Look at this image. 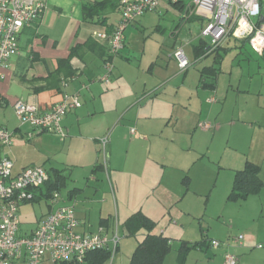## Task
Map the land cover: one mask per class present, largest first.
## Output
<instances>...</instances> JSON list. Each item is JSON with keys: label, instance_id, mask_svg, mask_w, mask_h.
Here are the masks:
<instances>
[{"label": "crops", "instance_id": "obj_1", "mask_svg": "<svg viewBox=\"0 0 264 264\" xmlns=\"http://www.w3.org/2000/svg\"><path fill=\"white\" fill-rule=\"evenodd\" d=\"M35 1L45 3L46 9L38 22L23 30L20 53L10 60L8 68L3 69L6 77L0 81V127L13 135L12 146L7 147V157L14 161L13 174L49 164L50 173L65 176L63 189L71 180L68 171L82 169L86 172L87 176L82 177L86 182L83 184L73 179L74 186L68 191L67 202L63 203L60 197L58 200L61 201L57 202H60L59 205L52 207L51 211L61 206L74 207L79 220L78 231L83 234H96L101 229L111 233L117 222L121 236L118 251L113 259L102 264H132L138 246L149 235L145 229L131 233L128 223L137 213H142L156 223L153 235L168 240L170 250L162 264H227L222 257L225 258L227 252L238 257V264H264V80L243 91L239 86L234 96L228 89L232 87L231 84L224 90L219 84L224 60V53L220 50L229 49L226 44L238 40L227 38L218 51H210L211 43L206 40L208 37H202L208 19L196 13L194 0H181L179 3L160 0L158 10L146 13L131 24L136 26L156 22L158 18L152 14L163 16L162 4L175 5L181 11L180 20L170 34L171 43L160 46V52L148 70L151 74H158L163 81L166 80L172 59L177 63L180 73L185 75L191 65L214 56L213 63L200 70L199 86L213 92V98H209L206 103V119L213 116L214 124L201 127L206 133L213 131L212 142L220 150L214 156L219 170L213 179L206 175L200 186L193 187L194 178L190 173L199 159L192 157L176 143L159 159L154 157L150 147L152 125L148 124L153 121V117L148 115L141 119L139 114L131 115L132 109L138 104L139 93H146L147 84L137 95L133 90L123 92L120 85L123 74L120 72L112 85L110 81H101L106 74L104 66L109 55V42L98 39L96 34L113 33L121 20L120 5L125 0H115L119 5L108 11L105 25L87 21L84 16L86 3L105 0ZM164 30L161 25L154 29L160 33ZM88 42L93 45L81 49L73 59L74 68L77 69L75 76L65 79L63 75L55 74L60 60L67 59L73 48ZM126 48L125 38V47L120 53L125 52ZM178 49H182L190 61L185 71H181L178 60L173 56ZM124 52L119 57L131 62L123 55ZM260 55L264 57V52ZM163 61L164 64L161 63ZM213 68L219 71L214 80L215 85L211 86ZM160 89L155 90L150 97H160ZM65 94L79 95L82 101V106L69 112L62 121L67 134L65 137L21 125L14 109L17 101L26 102L44 112L60 103ZM130 127L135 130V134L130 130L132 140L129 141L127 135ZM104 138H108L106 149L110 148L105 154L102 145ZM120 142L128 146L124 162L115 159ZM101 155L104 159L106 157L109 166L115 165L112 178L117 193L110 173H107V179L101 174L106 167L105 162H101ZM249 163L259 166L263 187L257 194L245 199L229 200L236 173L244 170ZM156 166L161 170V180L154 173ZM169 168L175 169V172H168ZM15 169L17 173H14ZM129 170L132 174H128ZM141 170L147 172L144 178L136 174V171ZM118 173L121 175L118 176ZM157 180L158 187H155ZM125 189L127 197L121 196ZM156 190L162 197H180L181 200L192 194L204 196L208 192V200L213 198L216 204L214 217L218 219V225L210 232L208 228L201 227L200 239L180 240L176 256H171L173 239L168 235L170 229L165 226L157 232L158 219L145 209V206H151L150 199L157 193ZM42 192L45 190L41 189L38 194ZM116 195L121 200V209ZM127 198H131V201H127ZM136 202L134 208L132 205ZM236 235L244 236L242 245L231 241ZM122 236L136 241L123 240ZM211 238L223 243L216 250L218 254L215 250L210 251ZM193 252H196L194 260L191 258Z\"/></svg>", "mask_w": 264, "mask_h": 264}, {"label": "built area", "instance_id": "obj_2", "mask_svg": "<svg viewBox=\"0 0 264 264\" xmlns=\"http://www.w3.org/2000/svg\"><path fill=\"white\" fill-rule=\"evenodd\" d=\"M171 1L179 3L181 0ZM194 3L196 13L208 19L202 37L212 39L211 51L231 37L247 41L259 54L264 52V0H194ZM159 5L160 0H125L121 5V20L113 33L96 34L98 39L109 42L111 57L105 62L106 74L101 81L108 83L113 75V59L125 47V30L146 13L158 10ZM45 9V3L35 0H0V81L6 77L3 69L20 53L23 30L38 22ZM173 56L181 71L189 68L190 61L182 49L176 50ZM81 106L79 95L65 94L63 100L48 111L42 112L21 100L16 102L14 109L21 125L65 137L63 119ZM131 133L135 134V130ZM107 143L108 138L102 139L104 154ZM12 144V133L0 127V150ZM104 162L106 166V157ZM13 169L14 161L0 156V264H82L89 253L103 250L109 251L111 259L114 258L121 240L117 222L111 233L101 229L96 234H83L78 231L79 220L72 206L51 211L31 234L20 236L19 208L36 198L49 181L50 172L35 166L14 175ZM59 198L60 192H55L51 199L57 202ZM243 240V235L231 239L238 245H242ZM211 245L219 248L223 243L216 240ZM225 261L238 264L239 259L227 252Z\"/></svg>", "mask_w": 264, "mask_h": 264}, {"label": "rangeland", "instance_id": "obj_3", "mask_svg": "<svg viewBox=\"0 0 264 264\" xmlns=\"http://www.w3.org/2000/svg\"><path fill=\"white\" fill-rule=\"evenodd\" d=\"M163 16L158 13L152 14L157 16L158 20L152 23L145 22L136 26L130 25L125 30V38L127 42V48L125 49L124 56L131 59V62H126L117 55L113 62V75L111 77V85L117 80L120 72L123 74L120 85L123 92L128 93L130 90L139 93V90L143 88L144 84H147V89L144 92H140L137 100V105L132 109L131 115H141V119L153 117V121L148 124L152 125L151 130V152L156 158H160L162 154H166L168 149L173 143H176L181 149H186L188 153L192 154V157L198 158L196 167L190 173L194 178V185L200 186L206 175H210L213 179L218 172L217 160L214 158L215 153L218 154L219 148L215 147L212 142V132H205L201 126L206 124H214L213 116L210 119L207 117V102L209 98H213V92L210 90L202 89L200 85V70L205 66H209L213 63L214 56H211L202 62L191 65L189 71L183 75L180 73L177 63L172 59L170 69L166 73V80L163 81L158 74H151L148 70L150 65L156 60V56L159 54L160 46L163 44L169 45L171 43L170 34L174 30L175 26L180 20L182 15L178 7L171 4H162ZM148 16V15H147ZM151 16V14H150ZM157 25H161L165 30L164 32H155L154 29ZM205 26V24L203 25ZM209 44L212 39L206 38ZM229 49L220 50L224 53V60L222 62L223 74L219 82L220 88L224 90L229 84L232 87L230 94L238 93L239 86L241 91L250 88L253 84H257L264 80V57L258 52L254 51L248 42L230 41L226 44ZM164 64L165 62H161ZM226 72V74L224 73ZM231 78V81L229 82ZM135 87H138L135 90ZM130 88V89H129ZM161 88L159 91L162 93L160 97L152 99L150 95ZM219 88V90H220ZM141 91V90H140ZM131 96V95H129ZM204 104V105H203ZM203 105V109H202ZM203 111V112H202ZM154 114V115H153ZM128 117V116H127ZM146 122V121H143ZM28 126V125H27ZM133 126L132 128H134ZM137 129V128H136ZM131 127L127 135L128 140H132L130 135ZM139 133V132H138ZM51 134L52 133H46ZM108 146V145H107ZM107 153L110 148L105 150ZM128 146L127 144L120 142L118 144L117 154L115 159L124 162L127 156ZM1 156H7V147H3L0 150ZM103 154V152H102ZM101 162L104 163L103 155H101ZM114 167V168H113ZM48 172L51 170V166L46 164L44 167ZM115 165L111 167L106 164L105 170L101 174H104V178L107 179V173H110L116 193L115 181L112 178ZM168 172L175 169H167ZM17 169L14 173H17ZM71 180L66 188H63L60 192V199L67 202L68 191L74 186L73 179L85 183L82 180L85 175V171L82 169H76L74 171H68ZM154 173L160 175L161 170L158 166L155 167ZM128 174H132L129 170ZM136 174L138 177L144 178L147 172L140 171ZM121 173H118L120 176ZM87 176V175H85ZM114 176V175H113ZM162 176H159L161 180ZM141 178V181H142ZM159 181L157 180L156 186L158 187ZM130 191V190H129ZM157 193L150 199V205L145 206L147 211L158 219L159 226L157 232L161 228L167 226L170 229L168 235L173 239V251L171 256H176L177 249L180 246V240L187 239H200V228L209 229V232L214 229L219 221L215 216L216 204L214 199L208 200V192L204 196L191 194L189 197L181 200L180 197H174L168 199L167 196L162 197L158 190ZM121 196H126V189L121 192ZM117 203L121 209V200L119 195H116ZM123 199H125L123 197ZM58 200V201H61ZM57 201V202H58ZM127 201H131V198H127ZM42 197L38 201H32L21 204L18 212L20 219V236H26L31 234L39 225L41 219L47 215L52 207L56 208L59 203ZM134 202V201H133ZM75 202H72L74 204ZM134 208L137 206L132 205ZM185 229V230H184ZM123 240L135 239L125 238ZM213 239V238H211ZM212 241H216L213 239ZM211 241V242H212ZM218 241V240H217ZM211 250H218L211 247ZM196 252L191 254V258ZM218 254V252H216ZM225 262L224 256H222Z\"/></svg>", "mask_w": 264, "mask_h": 264}, {"label": "trees", "instance_id": "obj_4", "mask_svg": "<svg viewBox=\"0 0 264 264\" xmlns=\"http://www.w3.org/2000/svg\"><path fill=\"white\" fill-rule=\"evenodd\" d=\"M117 5L119 4L115 0L86 3L84 5L85 20L95 21L105 25L107 22L106 15L108 14V11L115 9L118 7ZM91 45H93L92 42H88L82 46L78 45L77 47L73 48L71 50L70 56L67 59L59 61V66L55 74L60 76L63 75L65 79L75 76L77 69L74 68L73 59L81 49L90 48ZM220 47L221 46H219L213 52L218 51ZM203 49L204 47H202V50ZM109 59H111V57L107 55L105 62H107ZM211 71L212 81L210 82V85L214 86V80L216 79L219 70L213 68ZM259 172V166L251 163H249L244 170L237 172L229 200H242L249 197L250 195L257 194L263 187V182L259 177ZM65 180V176L60 173H50L49 181L46 183L44 188H42V190H45V192H42L40 195L37 193L36 198L32 201H38L39 199H42V197L51 199L55 192H60L62 187L65 185ZM128 225L131 233H134L138 229H145L149 233L144 242L138 246L133 256L132 264H162L165 257L169 253L170 246L167 239L163 238L162 236L152 234L156 223L142 213H137L130 219ZM110 259L111 253L109 251H96L89 253L82 264H102Z\"/></svg>", "mask_w": 264, "mask_h": 264}, {"label": "water", "instance_id": "obj_5", "mask_svg": "<svg viewBox=\"0 0 264 264\" xmlns=\"http://www.w3.org/2000/svg\"><path fill=\"white\" fill-rule=\"evenodd\" d=\"M264 20V19H263Z\"/></svg>", "mask_w": 264, "mask_h": 264}]
</instances>
